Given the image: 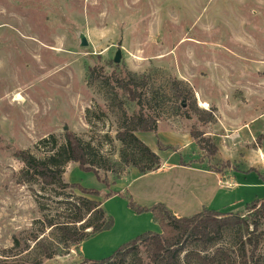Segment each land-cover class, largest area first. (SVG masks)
Wrapping results in <instances>:
<instances>
[{"label":"rangeland","instance_id":"1","mask_svg":"<svg viewBox=\"0 0 264 264\" xmlns=\"http://www.w3.org/2000/svg\"><path fill=\"white\" fill-rule=\"evenodd\" d=\"M118 51L121 71L149 77L151 88H167L173 79L182 81L196 93L198 108L206 102L205 111L215 103H240L241 95L237 96L233 86L239 85L246 72L264 76V0H0V252L10 249L14 238L22 245L45 217L52 218L60 211L55 202L59 198L43 191L41 184H18L16 176L23 165L14 158L15 151H28L41 159L48 146L40 142L53 136L62 144L69 131L105 157L118 160V116L108 111L101 95L86 86L90 68L112 72ZM169 107L158 113L155 110L159 115L157 130L169 137L174 132L186 134L196 149L184 157L177 146H167L171 147L164 150L167 155H178L169 161L205 171L218 169L228 178L239 171L216 156L200 164L203 154L189 130L194 126L206 132V128L198 126L193 112L189 119L176 117ZM87 109L94 113L91 123L87 122ZM158 131L152 139L156 147ZM231 145L232 150L239 147ZM64 171V181L74 186L75 195H83V190L99 193L97 199L104 202L114 230L96 240H92L96 235L92 236L78 252L72 248L67 256L44 264H79L113 255L123 244L120 240L127 235V226L131 225L130 231L135 229L128 221L125 199L115 196L106 200L105 195L119 188L106 189L95 174L73 164ZM185 173L161 176V189L169 179L193 180ZM194 180L202 185L203 179ZM252 191L261 194L264 188ZM167 192H162L164 200L171 196ZM234 197L219 195L216 204L225 207ZM198 198L186 209L180 205L176 214L191 217L198 213L202 207L192 211L202 196ZM174 199L185 202L182 197ZM237 211L241 209H232ZM99 247H103L101 251Z\"/></svg>","mask_w":264,"mask_h":264},{"label":"trees","instance_id":"2","mask_svg":"<svg viewBox=\"0 0 264 264\" xmlns=\"http://www.w3.org/2000/svg\"><path fill=\"white\" fill-rule=\"evenodd\" d=\"M86 86L101 95L108 111L118 116L115 134L120 144L118 160L105 157L69 131L64 133L62 144H57L53 136L41 141V146H48L41 159L28 151H15L14 158L23 165L16 176L18 184H41L43 191L49 190L59 198L55 202L60 211L57 210L52 218L45 217L40 228L29 233L22 245L14 238L13 246L0 252V264H44L67 256L72 248L78 252L84 241L112 228L113 221L106 215L103 202L97 199L98 192L83 190V195H75L74 186L64 181L68 164L95 174L109 189L132 168L140 175L159 170V157L136 136L137 133L157 132L159 115H155V110L158 113L170 104L176 117L183 115L189 119V112H193L198 126L215 123V109L198 108L192 89L179 80L169 81L164 89L151 88L149 77L121 71L119 64H115L110 74L98 67L90 68ZM134 106L137 111L133 110ZM86 114L87 122L91 123L94 113L87 109ZM189 136L203 154L199 163L207 159L212 161L217 154L214 141L194 126ZM263 141L264 132L256 137L257 146ZM157 147L160 151L171 149L159 142ZM212 170L221 176L224 174L221 170ZM251 172L264 182L257 170L250 169L248 173ZM108 174L113 177L112 182ZM114 194L110 192L105 197L108 199ZM115 195L125 199L132 212L151 214L160 233L146 231L122 244L107 258L83 260L79 264H264V199L249 202L243 213H221L203 208L191 217H181L164 204L148 208L135 203L128 192Z\"/></svg>","mask_w":264,"mask_h":264},{"label":"crops","instance_id":"3","mask_svg":"<svg viewBox=\"0 0 264 264\" xmlns=\"http://www.w3.org/2000/svg\"><path fill=\"white\" fill-rule=\"evenodd\" d=\"M246 60L249 61L250 59ZM250 61L254 62V60ZM262 74L260 72L253 73V71L246 72L241 77L240 82H238L239 85L233 86L234 90H237L239 94L237 96L240 97L241 95L240 103L228 104L225 102L221 103L223 105L215 103V105L210 106V108L213 107L215 109V123L203 127L206 128V132L204 131L205 135L207 133L217 147L216 158L222 161H229L238 167L239 171L235 172L232 177L228 178L226 173L221 176L209 170L198 169L193 165L188 166L187 163L179 164L177 160L171 162L169 157L175 158L177 154L170 156L167 155L166 151H160L153 144L152 139L154 140L156 137L152 133H137L136 136L159 157L160 168L146 175H140L134 168L130 169L125 177L115 181V184L111 186L119 188L113 193L128 192L133 201L143 207L149 208L158 203L164 204L175 214L178 213L177 209L181 207L180 205H183L181 209H186L191 207L192 204L190 202L194 199V202L199 201L198 196H202L203 201L196 202V205L192 208L193 213L197 212L200 207L211 210L215 208L216 210L214 211L221 213H234L232 209L235 208L241 209L240 212L237 211L235 213H243L246 204L255 199H264V193L260 194L252 191V189H263L264 182L259 180L255 173H248L250 169H255L264 177V141L260 146L255 145V137L264 132V76ZM202 104L207 106L206 102H202L200 108L207 110L206 107H202ZM244 117H246V120L243 119ZM158 132L159 135L157 137L163 147L177 146L184 157H188V154H193L196 151L188 135L174 132L173 136L169 137L163 132ZM233 143L239 145L235 150L231 148ZM231 151H235V153L232 154ZM241 156L242 158H240ZM174 172H186L185 174L192 175L193 180L186 179L182 181L179 179L176 181L174 178L172 180L169 179L167 181L168 184H166L167 187L164 186V189L166 188L167 190L161 189L160 185L164 179L161 176ZM109 176L108 178L112 182L113 179ZM196 177L203 179L202 185L195 183L194 179ZM225 185L230 186V189ZM162 192L170 193L171 196L168 197L166 195L168 200H164L165 197H163ZM115 194L108 199L118 196ZM229 194L235 195V197L232 202L226 204L225 207L227 208L223 207L222 203L216 204L219 195L224 197ZM174 196H177L178 200L182 197L185 202H177ZM215 205L217 206L214 207ZM127 214L129 223L131 221L135 229L130 231L129 226L131 225L127 226L128 233L120 240L123 244L146 231L160 233V228L153 221L151 214L138 215L129 208H127ZM113 230L114 226L111 230L97 234L92 240L99 239ZM85 244V242L82 243V246ZM102 248L99 247V250L101 251Z\"/></svg>","mask_w":264,"mask_h":264},{"label":"water","instance_id":"4","mask_svg":"<svg viewBox=\"0 0 264 264\" xmlns=\"http://www.w3.org/2000/svg\"><path fill=\"white\" fill-rule=\"evenodd\" d=\"M81 45H82V46H85V45H86V42H85V39H84V38L81 39ZM120 57H121V55H120V52L118 51V52L115 54V57H114V63H115V64H119V62H120Z\"/></svg>","mask_w":264,"mask_h":264},{"label":"bare ground","instance_id":"5","mask_svg":"<svg viewBox=\"0 0 264 264\" xmlns=\"http://www.w3.org/2000/svg\"><path fill=\"white\" fill-rule=\"evenodd\" d=\"M202 107H206V105L205 104H202Z\"/></svg>","mask_w":264,"mask_h":264}]
</instances>
